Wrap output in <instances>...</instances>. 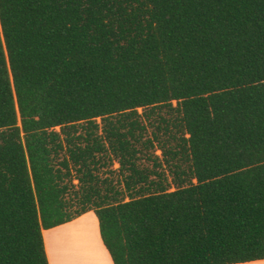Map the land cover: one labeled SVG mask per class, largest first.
<instances>
[{
  "label": "trees",
  "instance_id": "trees-1",
  "mask_svg": "<svg viewBox=\"0 0 264 264\" xmlns=\"http://www.w3.org/2000/svg\"><path fill=\"white\" fill-rule=\"evenodd\" d=\"M88 212L113 264L264 260V0H0V264Z\"/></svg>",
  "mask_w": 264,
  "mask_h": 264
},
{
  "label": "crops",
  "instance_id": "crops-1",
  "mask_svg": "<svg viewBox=\"0 0 264 264\" xmlns=\"http://www.w3.org/2000/svg\"><path fill=\"white\" fill-rule=\"evenodd\" d=\"M82 216L68 223L62 224L60 226L54 227L49 230H45L43 232L45 249H46L49 264H93L94 260L96 264L99 263L100 260H102L103 264H113L110 258V255L108 251L106 250L105 246L103 245L102 240L100 238L98 222H97V229H98L97 231H98L99 237L98 238L95 237V239H93L91 238L90 233L87 232L86 233L87 234V244L85 241V235L80 236L78 233H76L75 236H73V233L66 231L68 226L79 221L82 218ZM81 230L85 232V229H81ZM50 232H61L62 233L59 237L57 235H53V237L51 238L52 246H49V244L46 241L47 234ZM58 239L60 241H64L65 243H68L67 247L65 246L64 249L61 248V250H59L56 246V242ZM76 239H79V240L76 241ZM50 251L52 254V258H50V255H49ZM96 253H97V256H96ZM94 255L99 258H94L93 260ZM239 264H264V260H257V261L239 263Z\"/></svg>",
  "mask_w": 264,
  "mask_h": 264
},
{
  "label": "rangeland",
  "instance_id": "rangeland-1",
  "mask_svg": "<svg viewBox=\"0 0 264 264\" xmlns=\"http://www.w3.org/2000/svg\"><path fill=\"white\" fill-rule=\"evenodd\" d=\"M117 166H118L117 164H114L112 167H109V168L115 169V168H117ZM113 176H114V178H116V177H118V174L114 173ZM83 227H85V228H83ZM64 229H66V228H64ZM81 229H85V232H83ZM97 230H98L97 229V218L94 215V213L88 212V213L84 214L79 221L68 226L66 231L73 233V236H75L76 233H78L80 236L85 235V241L87 244V234L86 233L87 232L90 233L91 238L95 239V237H97V238L99 237ZM54 233H56V234H54ZM61 234H62L61 232H50V233H48L46 241L49 244V246H52V242H51L52 239L51 238L53 237V235H57L59 237ZM75 238H77V237H75ZM77 240H79V239H76V241ZM67 244L68 243H65L64 241H60L59 239L56 242V246L59 250H61V248L64 249L65 246L67 247ZM94 249H95V247H94ZM49 255H50V258H52L51 251L49 252ZM96 256H97V253H96ZM96 256L94 255L93 260H94V258H99ZM93 264H96L95 260L93 261Z\"/></svg>",
  "mask_w": 264,
  "mask_h": 264
},
{
  "label": "bare ground",
  "instance_id": "bare-ground-1",
  "mask_svg": "<svg viewBox=\"0 0 264 264\" xmlns=\"http://www.w3.org/2000/svg\"><path fill=\"white\" fill-rule=\"evenodd\" d=\"M98 264H103L102 260H100Z\"/></svg>",
  "mask_w": 264,
  "mask_h": 264
}]
</instances>
